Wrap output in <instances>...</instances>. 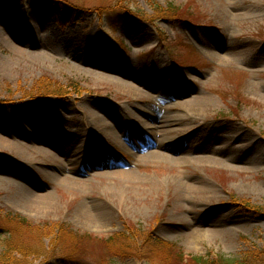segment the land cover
<instances>
[{
	"label": "rangeland",
	"instance_id": "obj_1",
	"mask_svg": "<svg viewBox=\"0 0 264 264\" xmlns=\"http://www.w3.org/2000/svg\"><path fill=\"white\" fill-rule=\"evenodd\" d=\"M71 1L82 10L62 27L53 0H0V134L51 147L59 166L92 164L56 184L49 165L0 149L13 186H0V254L8 231L25 248L10 264H264V0H131L118 23L88 13L105 0ZM21 36L24 55L3 45ZM46 85L60 94L37 93ZM132 131L159 148H129ZM225 156L241 170L218 168Z\"/></svg>",
	"mask_w": 264,
	"mask_h": 264
},
{
	"label": "bare ground",
	"instance_id": "obj_2",
	"mask_svg": "<svg viewBox=\"0 0 264 264\" xmlns=\"http://www.w3.org/2000/svg\"><path fill=\"white\" fill-rule=\"evenodd\" d=\"M214 13L217 14V11L215 10ZM223 15H226V14H223ZM27 36H21L22 38L15 41L16 45H14V44L8 45L6 43H4L3 45L9 47L12 50V52L16 55H19V56L24 55L23 52L27 51L28 48H27V45L21 43V41L23 42L24 40H27V38L29 37V36L28 37ZM28 39H30V38H28ZM232 56L233 55H231V57ZM129 84H131L130 86H133L132 87L133 90H131V88H130V90L128 89V91H130L132 93H138V91L141 90L140 89L141 87H139L137 84L132 83V81H130ZM94 117H96V119H97V118H99V115L95 114ZM154 118H155V120H158V122L161 121V120H159V118H157L155 116H154ZM135 120L137 121L138 124L140 123V124L144 125V122L141 121L142 119H140L139 116L137 118H135ZM163 121L164 122L160 123L158 126V130L161 131L160 133L159 132L158 133L162 134L161 136H165V135L168 136L169 133L164 134L163 130L168 126H172L173 123H171V121H169V120H163ZM102 123L104 124L103 121H102ZM135 128H137V125H133V129H135ZM132 133L134 134L132 136L133 140L138 139V137L135 136L136 131H132ZM113 136H114V134H112V135L110 134V137L113 138L114 142L121 143V146H124V144L121 142L122 135L120 133L115 137H113ZM141 140L142 139L140 138V140H138V141L141 142ZM23 142H24L23 146H26V147L13 146V144H11L9 140H7L3 135L0 134V149L1 150H9L11 153H14L16 158L24 161L26 164H32L33 166L36 165V167L38 166V168H39L38 164H40L41 162H44V164L47 166L49 165V167H48L49 170L40 171V174L43 175V178L49 182L57 184L60 181V176H64V177L66 176V173L63 172V168L65 169L67 166V168H69V169H65V170L73 169L80 162V161L79 162L77 161V163H76V160L79 158L76 155V156L72 157L73 159L71 158L72 159L71 164H68L69 163L68 162V163H65V165H66L65 167L59 166L61 163L59 161L61 157H59L60 154L57 151H55L51 147L40 145L41 144L40 142H37V144L36 143H30V141H26V140H23ZM222 154H224V153H222ZM207 156H209V155H207ZM102 157L103 156H101V159H102ZM137 158L140 159V157H138V156H137ZM222 158H225L226 161L221 160L220 161L221 164H217L218 168H222V169L230 172V174L241 170V169H238L239 167H237V166L241 165L240 163H238L237 159L235 160L234 158H231L228 156H225ZM203 159L206 161H207V159H208V161L210 160V158H208V157H204ZM218 160H220V159H218ZM97 163H99V162H97ZM242 170H243V168H242ZM102 175L105 177V179L107 181H111V180L123 179L124 177H127L129 174L125 171H119V172L118 171H116V172L107 171V173H104ZM0 186L4 191H6V190L9 191V190L13 189V186H11V187L5 186L2 182H0ZM152 187H154V186L151 185V188ZM21 198H22V202L25 205L29 206L30 208L35 207V209H37L39 207L41 208L42 207L41 204H44L45 202L48 201V199H46V198H42L41 200H34L33 197H31V196L27 197L25 195H23V196L21 195Z\"/></svg>",
	"mask_w": 264,
	"mask_h": 264
},
{
	"label": "trees",
	"instance_id": "obj_3",
	"mask_svg": "<svg viewBox=\"0 0 264 264\" xmlns=\"http://www.w3.org/2000/svg\"><path fill=\"white\" fill-rule=\"evenodd\" d=\"M53 1L60 6V14L57 15V25L62 26V27L69 26L73 22L77 13L81 12L82 10L79 6L80 2H72L71 0H53ZM130 1L131 0H105L107 4L105 3V5L99 8L96 7L94 10L89 11L88 13L91 14L96 11L101 15V17H108L109 19H112V21H114L115 23H118L125 16L130 15V14H136L129 10L128 11L126 10L127 7L125 6V4H128ZM175 9L176 8H171V10H175ZM172 18L176 19V17H172ZM37 93L55 94V95L58 93L60 94V92L51 90L50 87H48V85L41 87ZM11 221L13 223H16L19 226H25L26 230L28 229L27 227L29 225L22 218L11 217ZM3 234L5 235V237H7L5 238L7 239L5 241L6 251L0 254V264H10L12 261H10L8 252L10 251L12 253L14 251L16 253L18 252L21 255L22 253L21 249H25V248L24 246H21L20 244L17 248L18 242L12 238V232L7 231V232H3ZM162 246L166 248V245H162ZM30 256L31 254H28L27 256H25V258L29 259ZM192 261L194 264H213L211 262L204 260L203 258H192ZM217 261L218 263H215V264L229 263L228 261L225 262L224 260H221V258H217ZM229 264H232V262H230Z\"/></svg>",
	"mask_w": 264,
	"mask_h": 264
}]
</instances>
